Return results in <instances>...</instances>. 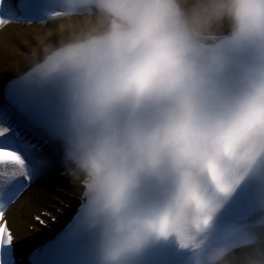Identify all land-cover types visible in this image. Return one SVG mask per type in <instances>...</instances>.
Wrapping results in <instances>:
<instances>
[{
  "label": "clouds",
  "instance_id": "1",
  "mask_svg": "<svg viewBox=\"0 0 264 264\" xmlns=\"http://www.w3.org/2000/svg\"><path fill=\"white\" fill-rule=\"evenodd\" d=\"M49 3L12 70L55 96L93 264L167 242L192 264H264L261 233L209 247L234 193L264 185V0ZM22 174L0 154V183Z\"/></svg>",
  "mask_w": 264,
  "mask_h": 264
},
{
  "label": "bare ground",
  "instance_id": "2",
  "mask_svg": "<svg viewBox=\"0 0 264 264\" xmlns=\"http://www.w3.org/2000/svg\"><path fill=\"white\" fill-rule=\"evenodd\" d=\"M38 28L39 25L27 28L12 27V32L5 30L0 32V85L8 78L16 76L12 70L13 66L23 65L32 47L36 44L35 36ZM65 192L67 191L54 187V184H46L26 193L23 200L10 210L9 224L14 230L20 249L31 242L39 243L41 237L46 235L38 228H35L33 232L29 231L33 216H39L44 211L56 217L55 212L62 209L61 204L72 203L68 197L60 194L64 195ZM70 192L75 194V189L70 188Z\"/></svg>",
  "mask_w": 264,
  "mask_h": 264
},
{
  "label": "snow or ice",
  "instance_id": "3",
  "mask_svg": "<svg viewBox=\"0 0 264 264\" xmlns=\"http://www.w3.org/2000/svg\"><path fill=\"white\" fill-rule=\"evenodd\" d=\"M35 0H17L15 4H8L6 9H3L5 0H0V9H3L7 15V20L0 17V26L13 21L39 22L27 19L26 16L32 9ZM0 154L6 153L11 158V161L18 164L23 169V174L13 176L7 182L0 183V222L6 220V210L22 193L31 186L35 180L43 178L46 172H49L55 167L52 160L48 159L41 162L33 154V145H25L18 135H15L8 127L0 126ZM40 220V217H36ZM43 224L44 221L40 220ZM14 244V236L10 229L5 225L0 228V264H5L4 251L6 248L12 247Z\"/></svg>",
  "mask_w": 264,
  "mask_h": 264
}]
</instances>
